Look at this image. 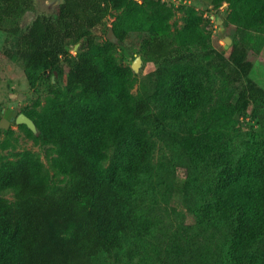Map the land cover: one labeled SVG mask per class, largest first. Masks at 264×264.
<instances>
[{"label": "trees", "instance_id": "obj_1", "mask_svg": "<svg viewBox=\"0 0 264 264\" xmlns=\"http://www.w3.org/2000/svg\"><path fill=\"white\" fill-rule=\"evenodd\" d=\"M218 1L233 3L229 19L238 25L228 53L205 43L202 17L189 5L183 7V27L174 30L175 12L162 0H63L56 14L38 15L22 31L35 0H0V29L15 38L7 55L23 61L30 86L52 70L63 80L69 69L65 87L48 84V114L31 116L39 134L21 124L36 142L59 146L50 169L33 152L0 163V193L12 192L17 200L10 205L0 198V264H95L99 255L120 249L137 229V188L159 139L188 167L189 185L199 177L185 163L187 151L210 153L212 174L203 185L208 196L193 203L188 188L187 208L200 223L226 227L227 264L260 262L264 139H239L231 126L238 128L235 116L249 106L253 119L264 120V88L249 78V52L262 49L250 30H264V0ZM110 29L113 40L107 38ZM132 32L146 59L158 65L139 94L132 92L134 70L116 55ZM213 75L221 97L236 83L241 88L219 101L202 128L192 119L210 98ZM191 120L186 134L176 129ZM51 171L70 183L51 192ZM191 256L187 264H198Z\"/></svg>", "mask_w": 264, "mask_h": 264}, {"label": "rangeland", "instance_id": "obj_2", "mask_svg": "<svg viewBox=\"0 0 264 264\" xmlns=\"http://www.w3.org/2000/svg\"><path fill=\"white\" fill-rule=\"evenodd\" d=\"M175 12L174 30H179L184 25L185 5L195 7L202 17L201 31L205 43L216 50L229 52L233 38L237 35L238 25L233 23L229 16L233 9V3L218 0H162ZM63 0H35L33 11H28L22 21L21 30L26 31L33 20L41 14H56ZM116 13L108 17V26L111 27ZM242 28L245 25L241 26ZM253 33L258 46H262L261 52L256 54L249 52V58L253 62V68L249 78L264 88V30ZM226 37L231 39V44L226 43ZM106 36L100 37V40ZM15 38L6 31L0 29V163L18 160L24 153L33 152L38 154L45 166L50 169L51 160L57 155L58 145L36 142L27 132L26 128L18 124L16 117L6 116V111L18 109L30 118L38 114L49 112L51 93L48 84L57 83L65 87L69 77V69L65 70L64 79H58L56 70L46 73L45 80L35 87H31L26 75L23 61L15 56L8 57L7 50L14 47ZM77 45V44H76ZM71 50L76 55L78 47ZM195 44L187 49L195 47ZM11 53H9L10 55ZM120 62L124 65H132L139 60L136 74V82L132 89L134 94L143 90L144 79L153 72L158 65L147 60L141 51V39L132 32L119 43L116 52ZM211 95L192 120H200V125L205 128L213 116V110L219 101L237 94L241 83H236L230 91L223 93L222 97L217 92L219 80L213 75L208 78ZM11 114V113H10ZM252 106H249L243 116H235V124L238 126L231 129L236 132L239 139L248 135H257L264 139V120L257 122L251 117ZM198 117V118H197ZM189 121V125L177 126V130L185 133L195 121ZM39 134V129L38 133ZM213 141L208 149L213 148ZM207 149L205 148V151ZM193 153L188 150L190 163L195 169L199 180L189 185V169L180 160L175 161L176 153L162 140L152 154L150 161L144 166L141 182L137 188L136 203L137 229L129 234L123 242V246L112 254H101L95 259V264H187L190 254H194L198 264H227L225 259V237L227 229L216 224L200 223L195 214L187 208V189L193 191V203H199L203 197L208 196L204 192L205 179L211 176L212 168L208 162L209 152ZM51 192H57L70 183L69 178L56 177L51 171ZM207 178V179H208ZM207 182V181H206ZM207 190V186H206ZM190 192H188L189 195ZM6 198L10 205H16L17 200L12 192L0 193V198ZM260 262L264 264V246L258 252Z\"/></svg>", "mask_w": 264, "mask_h": 264}, {"label": "water", "instance_id": "obj_3", "mask_svg": "<svg viewBox=\"0 0 264 264\" xmlns=\"http://www.w3.org/2000/svg\"><path fill=\"white\" fill-rule=\"evenodd\" d=\"M107 38L110 39V40H113L115 39V36H114V33H113V30L110 29L109 30V33L107 35ZM226 43L228 45L231 44V39L229 37H226ZM79 44L76 45V47H78ZM139 65V60L136 59L134 61V63L131 65L132 69H137ZM11 113V114H10ZM11 115L15 116L16 117V121L18 124H25L27 125V127L32 130L35 134L38 133V127L36 125V123L34 122V120L32 118H30L27 114L23 113V112H19V110L16 108L14 109L13 111L11 109H8L6 111V116L7 117H11Z\"/></svg>", "mask_w": 264, "mask_h": 264}]
</instances>
